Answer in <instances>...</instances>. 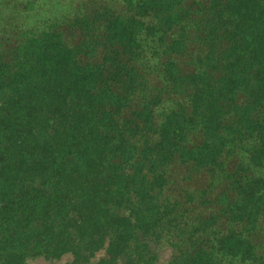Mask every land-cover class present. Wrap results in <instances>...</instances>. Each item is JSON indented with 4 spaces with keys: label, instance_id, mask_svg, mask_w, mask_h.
<instances>
[{
    "label": "trees",
    "instance_id": "1",
    "mask_svg": "<svg viewBox=\"0 0 264 264\" xmlns=\"http://www.w3.org/2000/svg\"><path fill=\"white\" fill-rule=\"evenodd\" d=\"M36 259L264 264V0H0V264Z\"/></svg>",
    "mask_w": 264,
    "mask_h": 264
},
{
    "label": "rangeland",
    "instance_id": "2",
    "mask_svg": "<svg viewBox=\"0 0 264 264\" xmlns=\"http://www.w3.org/2000/svg\"><path fill=\"white\" fill-rule=\"evenodd\" d=\"M162 259H161V262L163 263L164 259H166L168 257V252H164L162 254ZM28 264H48V262L42 260V259H36V260H33V261H30Z\"/></svg>",
    "mask_w": 264,
    "mask_h": 264
}]
</instances>
